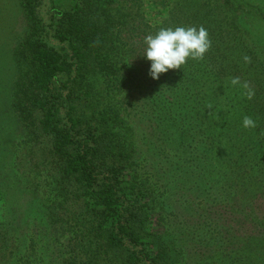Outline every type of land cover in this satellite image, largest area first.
<instances>
[{
	"label": "trees",
	"instance_id": "16d2710c",
	"mask_svg": "<svg viewBox=\"0 0 264 264\" xmlns=\"http://www.w3.org/2000/svg\"><path fill=\"white\" fill-rule=\"evenodd\" d=\"M256 2L19 0L27 31L14 52L12 109L53 173L50 264H190L192 241L198 264H264V35L255 32L264 6ZM177 26L204 27L210 48L153 80L144 37ZM244 116L256 126L244 128ZM178 195L186 210L201 206L190 228L175 222ZM15 229L0 223V264H34L38 232L23 252Z\"/></svg>",
	"mask_w": 264,
	"mask_h": 264
},
{
	"label": "rangeland",
	"instance_id": "374dc122",
	"mask_svg": "<svg viewBox=\"0 0 264 264\" xmlns=\"http://www.w3.org/2000/svg\"><path fill=\"white\" fill-rule=\"evenodd\" d=\"M255 4L264 6V0H257ZM26 31V21L19 0H0V223L11 221L16 226L15 230L22 233L19 237L23 252L28 247L32 230L37 231L38 255L33 257L34 264H50L55 260V251L53 239L44 227L46 200L50 198L47 191L53 180V173L44 170V150L40 145L27 143L12 109L14 85L18 74L14 52ZM255 32L256 35H264V27ZM262 38L261 36L264 41ZM141 148L147 149L142 142ZM142 157L144 158V154ZM158 160V169L155 171L162 173V169L167 167H163L166 161L160 158ZM150 164L149 162L148 165ZM38 184H42L40 189H36ZM44 185H47V189ZM174 199L176 200L172 202L175 215H181L175 222L185 221V227H192V221L200 218L197 213L200 212L201 206L195 204V200L196 202L190 205V210H186L188 206L180 205L179 195ZM260 209L263 210L264 207ZM171 219L174 220V216ZM175 222L173 221V227ZM247 230L248 227H245L238 233L242 236L249 233ZM185 249L188 258L195 257L189 261L190 264H198L200 261L196 243H188Z\"/></svg>",
	"mask_w": 264,
	"mask_h": 264
},
{
	"label": "clouds",
	"instance_id": "9594fccd",
	"mask_svg": "<svg viewBox=\"0 0 264 264\" xmlns=\"http://www.w3.org/2000/svg\"><path fill=\"white\" fill-rule=\"evenodd\" d=\"M144 45L143 57L150 62L149 76L156 80L170 69L181 68L189 58L202 59L210 48L211 41L207 30L202 26L199 28L177 26L160 28L155 34L145 36ZM238 83V78L231 80L232 85ZM251 95L249 91V98ZM242 126L246 129L254 128L256 123L252 117L244 116Z\"/></svg>",
	"mask_w": 264,
	"mask_h": 264
}]
</instances>
